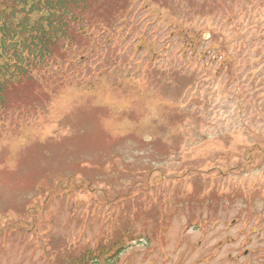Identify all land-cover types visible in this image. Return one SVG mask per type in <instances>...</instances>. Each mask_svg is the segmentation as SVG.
I'll list each match as a JSON object with an SVG mask.
<instances>
[{"label": "rangeland", "instance_id": "rangeland-1", "mask_svg": "<svg viewBox=\"0 0 264 264\" xmlns=\"http://www.w3.org/2000/svg\"><path fill=\"white\" fill-rule=\"evenodd\" d=\"M142 2L130 3L136 4L135 9L125 21L135 18L146 41L153 43L154 36L159 37L157 48H163V58L156 64L172 68L151 74L149 84L132 88L125 78L132 72L139 75L137 60L150 61L153 53L140 52L136 59L131 47L119 55L121 65L112 80L92 73L89 79L101 87L97 91L95 87L88 93L78 86L68 88L53 103L52 112L47 107L50 118L29 132L35 135L31 139L26 135L22 148L13 146L11 153H15L0 164V216L8 210L25 213L27 199L34 195L43 202L41 211L26 217L29 223L36 222L33 238L49 229L52 234L47 236L59 244L83 229L80 244L88 239L91 249L100 230L111 240L122 233L126 241L132 236L147 238L136 246L139 251H134L133 260L124 255L123 264H264V229L258 231L260 223L264 227V152L248 153L256 162L247 166L246 179L235 170L224 178L209 173L216 164L224 171L239 162L243 165L247 147L264 146V4L256 5L264 0H225L219 20L203 17L213 9V0L174 1L169 3L170 14L157 9L160 3L137 13ZM232 4L256 7L253 11L247 7L228 21ZM170 18L181 20L188 27L186 32L211 34L198 51H207L212 33L213 42L224 43L226 49L219 53L214 48L199 61L190 53L183 58L172 38L164 50L161 39L170 32ZM217 55L223 57L216 60ZM226 60L230 71L215 73ZM207 62L212 66L206 68ZM228 159L230 166L225 163ZM68 177L103 183H97L99 191L94 196L66 189L45 201L46 190L59 178ZM245 186L246 206L239 198ZM129 191L128 201L114 198V205L100 206L105 195L117 197ZM222 193L218 210L223 217L229 215L223 220L211 206ZM77 201L83 203L77 207ZM242 208L252 219L243 221V212L239 223L231 226ZM82 215L84 219L78 221ZM22 234L27 233H21V243L3 234L0 244L6 242L7 247L2 262L41 264L28 247H34L36 239L23 242Z\"/></svg>", "mask_w": 264, "mask_h": 264}, {"label": "trees", "instance_id": "trees-1", "mask_svg": "<svg viewBox=\"0 0 264 264\" xmlns=\"http://www.w3.org/2000/svg\"><path fill=\"white\" fill-rule=\"evenodd\" d=\"M92 3L0 0V118L19 83L27 92L43 84L61 89L69 77L68 62L85 71L82 58L71 61L69 56L70 48L84 41V22L96 14Z\"/></svg>", "mask_w": 264, "mask_h": 264}]
</instances>
